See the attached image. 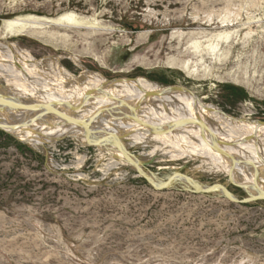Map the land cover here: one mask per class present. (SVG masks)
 <instances>
[{"label":"rangeland","instance_id":"obj_1","mask_svg":"<svg viewBox=\"0 0 264 264\" xmlns=\"http://www.w3.org/2000/svg\"><path fill=\"white\" fill-rule=\"evenodd\" d=\"M0 38L38 61L40 89L59 69L82 83L143 78L264 122V0H0ZM15 141L27 148L0 138V264H264V203L152 191L112 153L72 138ZM143 143L128 145L144 161L158 148L153 172L228 180L204 159L171 158V144Z\"/></svg>","mask_w":264,"mask_h":264},{"label":"water","instance_id":"obj_2","mask_svg":"<svg viewBox=\"0 0 264 264\" xmlns=\"http://www.w3.org/2000/svg\"><path fill=\"white\" fill-rule=\"evenodd\" d=\"M130 82L138 83V78L108 80L105 85L88 91L78 105L66 101L48 100L11 84L0 83V131L23 143H29V140L21 139V137L25 133H31L34 138L30 140H34L37 145L54 144L72 138L83 141L86 147L119 153L122 155L121 158L116 155L113 157L130 166L137 177L155 192L175 190L200 193L236 205L264 203V158L259 155L260 162H257L252 158H243L231 150L252 142L258 148L264 145V141L259 140L255 135H247L231 141L224 140L199 117L197 110L195 117H182L165 124L149 123L148 120L137 117L146 99L168 91L186 93L192 95L195 102H201L189 89L172 86L165 88L161 93L146 92L145 99L137 105H131L128 101L117 97L108 98L106 95L105 98L112 101L110 105L108 103L89 105L94 96L101 94L108 86ZM222 113L232 121L244 122L224 111ZM128 121L140 126L141 129L128 130L119 125ZM258 122L264 126L263 121ZM191 126L200 129L202 139L227 163L228 170L225 172L228 180L225 184L208 179L198 170L195 172L173 171L169 174L153 172L149 167L153 165L155 159L144 161L128 145L131 137L135 135H145L147 138L162 137ZM55 129H65L68 133L48 134ZM245 172L253 178L252 182L244 180Z\"/></svg>","mask_w":264,"mask_h":264},{"label":"bare ground","instance_id":"obj_3","mask_svg":"<svg viewBox=\"0 0 264 264\" xmlns=\"http://www.w3.org/2000/svg\"><path fill=\"white\" fill-rule=\"evenodd\" d=\"M69 20L76 24L79 22L78 18L74 15L69 17ZM26 25L27 24L20 25V23H11L9 24V27L12 29L21 26L20 29H23ZM0 71L8 74L10 79L7 80V83L12 82V85L14 84V86L19 89L34 95H39L40 97H44L48 100L66 101L77 105L81 103L88 91L95 90L96 88L105 85L107 82L103 78L97 76L87 80V82L89 81L88 83H82L78 77L76 78L72 74L68 73L69 71L66 72V70L64 71L59 69L58 80H54L53 82L51 81L50 83L49 79L44 77L45 83H50V86L55 87L58 92L51 91L52 88L45 84L43 89H40V86L35 84L33 85L30 81L32 78H36L39 75L41 76V72L38 69V61H36L28 53L20 51L16 45L7 43L4 38H0ZM68 84L70 88H73V90H66V85ZM164 89L165 88H160L143 78H138V83H119L116 86H108L101 92V94L99 93L95 95V98L89 105H97L101 103H108L110 105L112 101L108 99L109 97H117L128 101L131 105H137L141 100L145 99L146 92L161 93ZM105 95L108 96V98H105ZM145 101V105L137 117L139 116L140 118L146 119L149 123L153 122L155 124H165L182 117H195L197 116L195 112L197 110L199 117L203 119L209 127L224 140L231 141L240 139L247 135H255V137L259 140L264 141V126L261 123H250L244 118H241V120L244 121L242 123L232 121L227 118L219 108L206 105L202 103V101L195 102L192 95L178 91H168L165 94L161 93L158 96L149 97V99H146ZM119 125L128 130L141 129L140 126L129 121ZM224 128H228V130L225 131L223 130ZM65 133H68L65 129H55L48 134L62 135ZM32 138H34V136L31 135V133H25L23 137H21V139H28L29 143L37 145L34 140H30ZM150 139L163 141L164 146L166 147L171 144L173 151H168L167 147L165 154H170L173 159H180L186 156L201 158L206 160V162L211 163L216 169L222 168L225 171L228 170L227 163H225L220 155L211 150L205 140L202 139L200 129L197 127L191 126L182 128L168 136L162 137L147 138L145 135H135L131 137L130 141L134 144H141L146 140L149 141ZM192 140H196V142H193ZM81 142L84 144L83 141ZM157 149L158 148H155L151 152L150 155L152 157L158 156ZM231 150L243 158H252L257 162H260L258 157L259 155L264 158V145L257 148L255 147L254 142ZM109 153H112L120 158L122 157L119 153ZM118 160L123 162L120 159ZM243 178L247 182H252L253 180V178L249 177L246 172L243 173Z\"/></svg>","mask_w":264,"mask_h":264},{"label":"trees","instance_id":"obj_4","mask_svg":"<svg viewBox=\"0 0 264 264\" xmlns=\"http://www.w3.org/2000/svg\"><path fill=\"white\" fill-rule=\"evenodd\" d=\"M234 90H238L236 89V87H231ZM233 95H229L228 98H231ZM0 138H5L6 140H8L10 143L18 146V147H26L25 145H21L19 143H17L15 140H13L11 137L7 136L5 133L0 131ZM27 148V147H26ZM138 183L145 185V182L142 179H137L136 180ZM256 204H260V203H256ZM247 206H251V205H247Z\"/></svg>","mask_w":264,"mask_h":264}]
</instances>
